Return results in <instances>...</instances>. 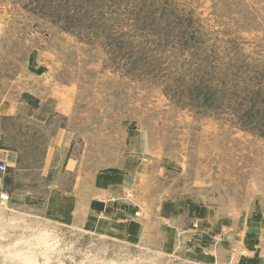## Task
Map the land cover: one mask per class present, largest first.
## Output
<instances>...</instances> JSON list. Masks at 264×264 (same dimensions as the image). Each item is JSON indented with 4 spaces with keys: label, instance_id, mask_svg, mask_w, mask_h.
<instances>
[{
    "label": "rangeland",
    "instance_id": "374dc122",
    "mask_svg": "<svg viewBox=\"0 0 264 264\" xmlns=\"http://www.w3.org/2000/svg\"><path fill=\"white\" fill-rule=\"evenodd\" d=\"M30 93L55 118L0 117L20 158L0 182V264H264V0H0V112ZM51 135L69 168L62 152L40 168ZM130 155L138 180L108 195L127 232L31 201Z\"/></svg>",
    "mask_w": 264,
    "mask_h": 264
},
{
    "label": "crops",
    "instance_id": "0c3cea01",
    "mask_svg": "<svg viewBox=\"0 0 264 264\" xmlns=\"http://www.w3.org/2000/svg\"><path fill=\"white\" fill-rule=\"evenodd\" d=\"M51 104L47 97L40 98L33 93L21 94L16 99L14 107L4 106V110L7 111H1L0 117L13 114L18 117L17 109L21 107L26 110L24 120L34 124L37 123L43 129L48 128L55 118V109L50 111L51 108H49ZM57 112L64 115L62 111ZM65 144L63 138L61 139L58 135H51L46 140L43 148L40 168H55L56 166L51 165V162L55 163L56 154L61 152L63 153L60 154L63 159L61 167L64 169L69 168L74 161L68 155L70 147H65ZM139 158L136 155L126 156L124 167H114L119 172L99 169L92 175L89 183L83 182L82 178L76 174L70 190L60 188L55 183L44 198L31 197L32 199H30L33 203L42 206L47 217L62 219L65 222L78 224L86 229L89 228L87 226L88 220L93 217V226L89 229L96 231L101 228L103 232L113 233L116 227H119L121 231L126 229L127 232V229L131 227V225L129 226L130 222L126 220L122 222V219L123 217L127 218L131 208L129 205L114 202L115 200H112L109 196L115 195L120 188H129L128 183L130 181L138 180L139 177H135V168H142ZM19 160V151L0 142V161L7 166V172L0 176L1 183L11 181V171L15 170Z\"/></svg>",
    "mask_w": 264,
    "mask_h": 264
},
{
    "label": "built area",
    "instance_id": "2783aa9c",
    "mask_svg": "<svg viewBox=\"0 0 264 264\" xmlns=\"http://www.w3.org/2000/svg\"><path fill=\"white\" fill-rule=\"evenodd\" d=\"M6 169H7L6 165L4 163H0V173H4ZM1 197L4 199L7 198V194H5L4 196L3 194H1Z\"/></svg>",
    "mask_w": 264,
    "mask_h": 264
}]
</instances>
